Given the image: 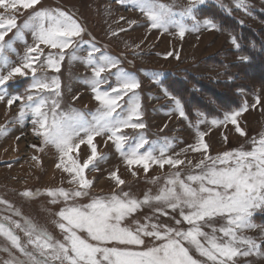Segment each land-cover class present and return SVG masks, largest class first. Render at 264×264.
Here are the masks:
<instances>
[{"label":"snow or ice","instance_id":"obj_1","mask_svg":"<svg viewBox=\"0 0 264 264\" xmlns=\"http://www.w3.org/2000/svg\"><path fill=\"white\" fill-rule=\"evenodd\" d=\"M119 2L123 4L125 0ZM39 3L40 0H0V9L15 13L19 8H35ZM204 3L205 0H189V6L179 12L174 10V6L162 3L161 0H134V7L147 17L151 28L164 32L170 28L176 29L183 39L186 32L199 31L201 27L217 29V24L212 19L202 22L197 20L195 9L197 5ZM236 6L245 7L244 0H236ZM186 20L192 21L193 26L189 27ZM13 29H16L17 39L22 40L24 32L29 31L35 41L26 48L18 66L7 58L8 52L15 51L12 42L5 40ZM84 32L85 29L72 15L61 10H37L20 26L17 25L14 14L0 15V101L8 96L9 81L30 75L27 95H11L7 99V105L11 107L17 101L21 102L20 120L29 112L33 114L35 118L32 123L38 126L34 129V134L42 138L45 146L52 145L57 149L60 162L56 167L72 175L70 183L78 185L72 191L60 188L46 192L52 198L51 203L64 204L55 214L58 219L54 221L63 235L61 240L26 218L23 225L10 217L0 221V236L6 238L23 257H12L4 264H235L237 257L264 255L256 240L239 234L243 230L257 227L252 216L256 210H264V135L252 139L250 150H233L212 157L209 146L204 141L206 133L198 131V143L189 147L193 152L204 153V157L194 166L199 171L186 174L174 172L165 178L156 194L146 192L142 199L122 191L110 196H94L87 204L73 203L77 198L87 196L92 187V182L85 176V170L90 166L91 170H97L95 162L106 159L98 156L94 144L97 136L107 134L127 165L142 167L145 173L152 164L160 168L165 165L179 168L185 164L183 159L166 156L167 147L159 148V156L154 155L153 150L140 152L149 143L142 134L136 143L125 148L129 137L123 134V130L146 127L142 122L140 98L136 92L140 88V82L136 76L119 68L118 59L103 52L95 44L91 45L83 62L92 68L93 77L88 83L100 107L92 114L74 108L61 110L60 100L57 99L61 96L59 78L38 76L37 72L44 68L59 72L69 48L72 52L68 54V58L79 59L77 52L84 42L77 38H81ZM231 43L237 49L240 48L235 36ZM41 45L59 49V52L45 55ZM242 59L246 60L247 57ZM114 68L117 69L112 73L115 85L101 90V85L110 83V78L102 74L112 72ZM4 69H7L6 73ZM44 92L51 93L52 96H45ZM165 94H168L167 89ZM125 96H128V100L121 104L120 101ZM171 98L179 115L187 119L180 100ZM260 103L261 99L257 95L252 107L255 108ZM248 110L249 105L245 101L238 110L226 112L223 120L213 119L211 124L220 127L231 123L244 136L246 133L239 127L237 118ZM4 134L6 129L0 127V135ZM85 143L91 154L81 164L71 154L78 153L80 146ZM65 158L68 163H65ZM188 163L191 164V161ZM133 175L136 173L133 172ZM111 179L117 186L125 183L117 173H112ZM41 194L44 193H22L29 198ZM4 203L6 201L0 200V204ZM153 205L154 213L159 216H167L168 210H178L182 219L175 220V224L183 222L189 227H170L153 222L152 217H146L145 223L138 219L125 223L144 206ZM14 215L20 213L15 212ZM217 218L224 220L219 228L212 223ZM10 225L24 232L26 244L22 243L20 236ZM205 226L211 227V233L203 230ZM146 237L159 243L146 246ZM29 245L34 251H29ZM192 249L205 260L194 258Z\"/></svg>","mask_w":264,"mask_h":264},{"label":"rangeland","instance_id":"obj_2","mask_svg":"<svg viewBox=\"0 0 264 264\" xmlns=\"http://www.w3.org/2000/svg\"><path fill=\"white\" fill-rule=\"evenodd\" d=\"M161 2L174 6L177 12L189 6V0H161ZM244 4L245 7L238 8L236 0H205L203 5H197L195 9L197 20L202 22L205 19H212L217 24V29L209 30L201 27L199 31L186 32L183 39L179 37L176 29L170 28L169 31L164 32L161 29L151 28L147 17L134 7V0H125L123 4L119 0H40L35 8H19L15 13L0 9V15L14 14L18 26L40 9L61 10L72 15L85 29L82 37L77 38L84 42L80 44L77 52L79 59L68 58V54L72 52L69 48L66 50L59 72L48 68L37 72L38 76L59 78L61 96L57 99L60 100L61 110L74 108L92 114L100 107L88 83L93 77L92 68L83 62L91 45L95 44L103 52L118 59L119 68L133 74L140 82V88L136 89V92L140 98L142 122L146 127L124 129L123 134L129 137L125 142V148L136 143L142 134L149 143L145 144L140 152L153 150L154 155L159 156V148L167 147L166 156L185 160V164L179 168L169 165L160 168L152 164L145 173L142 167L127 165L107 134L97 136L94 144L98 156L106 159L103 162H95L97 170H91V166L85 170V176L92 182V187L88 190L87 196L77 198L73 203L87 204L94 196H110L122 191L130 192L133 196L142 199L146 192L151 191L152 194H156L159 187L164 184L165 178L174 172L186 174L194 170L199 171L194 166L204 157V153L193 152L189 147L198 143V131L206 133L204 141L208 144L209 154L212 157L233 150H250L252 139L264 135V85L253 88V91L240 87L245 88L242 81L236 77L237 66L247 59H242L243 46L239 39L240 35L233 29L234 25L222 23L223 18L229 17L236 22L238 29L240 27L256 31L264 29V22L260 20L264 15V0H244ZM185 22L189 27L193 26L192 21ZM224 26L227 29H224ZM233 36L240 44L239 49L231 43ZM5 40L12 42V48L15 50L8 52L7 58L17 66L26 48L35 43L29 31L24 32L22 40L17 39L16 29L9 32ZM41 48L45 55L49 52L53 54L59 52V49H51L45 45H41ZM41 59L43 60V57ZM4 71L6 73L7 69ZM116 71L117 69L114 68L112 72L102 74L110 78V83L101 85V90L115 85L116 81L112 73ZM205 78L226 84L228 89L223 90V93L225 92L223 97L227 95L232 102L221 107L210 99L207 100L210 104H205L201 89L195 85L197 79ZM30 83V75L9 81L8 96L4 101H0V127L6 129V134L0 135V200L6 201L0 204V221L10 217L23 225L26 218L46 229L57 240H61L63 235L54 221L58 219L55 214L64 207V204L51 203L52 198L46 195V192L60 188L72 191L78 185L70 183L72 175L56 167L60 162L57 149L52 145L45 146L42 138L34 134V129L38 126L32 123L35 118L33 114L29 112L23 120H20L21 102L17 101L11 107L7 105V99L11 95L26 96V88ZM230 86L233 88L229 89ZM183 87L186 93H183ZM187 93L192 94L194 99H189ZM43 94L52 96L47 92ZM257 95L261 103L253 108ZM171 97L180 100L187 119L179 115ZM127 100L128 96H125L120 103L124 104ZM245 101L249 105V110L243 112L237 121L246 135L241 136L235 130L236 126L231 123L220 127L211 124L213 119L223 120L226 112L238 110ZM24 102L27 103L26 100ZM90 154V148L85 143L80 146L78 153L73 152L71 155L82 164ZM189 161L191 164L188 163ZM65 163H68L67 158ZM133 172L136 175H133ZM112 173H117L125 181L124 185L117 186L111 179ZM25 191L44 194L29 198L22 195ZM154 207L155 205L144 206L125 223H130L134 219L145 223L146 217H152L153 222L170 227L181 229L189 227L183 222L180 225L175 224V220L182 219L178 210L176 212L168 210L167 216H159L154 213ZM15 212H19L20 215H14ZM252 221L257 227L243 230L239 234L256 240L261 245V251L264 252V210H256ZM212 223L219 228L224 220L217 218ZM10 226L20 236L22 243L26 244L27 237L24 232L16 229L14 225ZM203 230L208 233L212 231L210 226H205ZM217 235L222 234L217 233ZM153 243L159 242L153 241L151 237L145 238L146 246ZM28 249L34 251L30 245ZM191 252L194 258L205 260L194 249ZM12 257L23 259L11 243L0 236V264H4ZM235 264H264V255L237 257Z\"/></svg>","mask_w":264,"mask_h":264},{"label":"trees","instance_id":"obj_3","mask_svg":"<svg viewBox=\"0 0 264 264\" xmlns=\"http://www.w3.org/2000/svg\"><path fill=\"white\" fill-rule=\"evenodd\" d=\"M260 20L264 22V15ZM222 23L234 25L233 29L238 35H240L239 39L243 46V56L247 57L246 61H242L237 66L238 74H236V77L242 81L245 88L243 86L240 87L242 89H251L253 91V88L264 85V29L259 31L247 27H240L238 29V26L235 25L236 22L229 17L223 18ZM224 29H227V27L224 26ZM248 70L252 71L249 72ZM195 85L201 89L203 96L202 99L205 100V104H210L207 102V100L210 99L215 101L218 105H221V107L232 102L227 95L223 97V94L225 93H223V90L228 89L224 83L214 82L205 78L197 79ZM231 86L229 89L233 88ZM182 89L183 93H186V89L184 87ZM192 94L195 96V93L192 92ZM192 94H188L189 99H194ZM197 94L198 93H196V95Z\"/></svg>","mask_w":264,"mask_h":264}]
</instances>
